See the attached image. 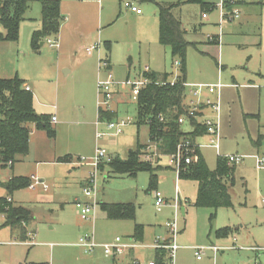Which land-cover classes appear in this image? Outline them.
Masks as SVG:
<instances>
[{
	"label": "rangeland",
	"instance_id": "1",
	"mask_svg": "<svg viewBox=\"0 0 264 264\" xmlns=\"http://www.w3.org/2000/svg\"><path fill=\"white\" fill-rule=\"evenodd\" d=\"M125 1L135 4L142 13L131 12L124 6ZM182 1L171 11L179 18L189 42L184 62L186 82L231 83L230 74H233L238 84L222 86L219 91V155L206 145L201 147L200 154L210 169H214L218 156L236 154L242 159L234 167V184L229 187L230 207L195 206L196 182L178 180L180 194L187 202L184 216L180 210L177 215L181 232L175 237L178 245L175 264H264V169H257L253 158L264 157V76H260L261 70L264 71V28L260 43L264 0H244L242 4L240 0L226 2L225 11L236 9L239 17H226L220 24L217 6L220 0H202L213 6L207 9L197 2ZM176 2L60 0L59 31L56 36H48L57 38L60 47L51 49L46 43L40 45L43 42L40 40L33 49L31 35L41 26V4L39 0H30L19 24L17 39L0 41V76H17L29 83L35 112L58 118L51 124L55 131L51 139L43 129L29 125L33 131L29 135L33 139L32 151L48 149L51 143L57 160L43 162L37 168L39 176L36 177L42 182L12 193L14 199L30 210L32 219L26 229L34 232L20 240L21 231L5 226V219L0 217V264H97L86 258L91 253L85 254L74 244L78 238L92 233L96 243H109L117 235L132 237L134 222L142 224L144 231L143 237L135 240L143 245L136 248V260L148 264L153 259L149 245L161 232H167L163 223L167 217L172 218L173 208L169 204L175 199L176 172L163 166L168 159L161 156L157 181L151 188L148 171L131 176L116 174L102 163L98 168L93 167L96 147L122 160L127 158L129 150H136L143 142L155 141L148 136V125L138 122L130 89L116 87L109 109L116 112L115 119L129 118L131 124L119 134L107 133L96 138L97 52L101 58L108 59L114 81L136 78L145 65L156 73H168L167 79L172 81L180 74V58L172 56L158 41L157 3ZM202 12L208 15L206 19L201 17ZM209 37L216 38L218 44L209 41ZM96 42H99L98 49L88 55L85 47ZM217 61L223 64L222 74L217 69ZM99 74L103 78L104 69ZM246 83L250 85H242ZM204 93L211 100L216 98L215 93ZM99 128L104 131L105 124L101 122ZM190 128L188 122L181 124L184 131ZM258 136L259 144L256 143ZM204 142L205 139L201 141ZM140 160L143 161L142 152ZM159 160L153 163L158 164ZM34 166L25 156L14 163L13 170L0 165V196L6 193L1 184L12 172L29 175L35 172ZM91 178L97 191L93 222L81 220L74 205L76 199H86L82 187ZM154 191L160 192L167 202L161 211L154 206ZM99 202H130L135 206V217L108 219ZM224 227H229L231 232L223 237L217 235ZM211 244L220 247L215 263L210 251L196 260L192 248ZM165 264H168L167 258Z\"/></svg>",
	"mask_w": 264,
	"mask_h": 264
},
{
	"label": "trees",
	"instance_id": "2",
	"mask_svg": "<svg viewBox=\"0 0 264 264\" xmlns=\"http://www.w3.org/2000/svg\"><path fill=\"white\" fill-rule=\"evenodd\" d=\"M30 0H0V41H15L18 37L19 24L23 19L22 15L28 8ZM41 4V26L34 30L31 35V45L37 48L40 40L48 36H56L60 25V0H39ZM176 3H157L158 19V41L161 45L168 47L172 56L180 58V74L177 75L173 85L156 84L157 81H168V73L148 72L145 74L152 83L146 84L135 97L138 122L148 125L150 138L156 139L158 149L162 154H170L175 150L177 143L183 138L195 141L198 136L204 135L205 127L198 121L191 119L193 127L191 131H183L177 119L188 110L185 103L186 88L182 85L185 82V53L189 42L185 39V29L182 27L171 9L178 6L181 0ZM185 2H197L201 6H210L202 0H183ZM213 6L209 7L212 8ZM108 60V59H107ZM179 62V61H178ZM179 65V64H178ZM24 81L17 76L3 78L0 76V165L11 166L22 156L28 153L30 124L36 128L43 129L47 136L53 138L54 128L51 126L50 118L38 114L33 108L32 91L26 90ZM162 116V120L158 115ZM116 112L109 109H98V118L102 120H113ZM144 145H138L136 150H131L126 159L111 158L103 162L111 167V170L119 175H136L139 171H148L150 174V187L154 188L157 181L156 171L161 167L156 163L140 160L141 150ZM198 159L190 163L184 170L180 171L179 179H190L196 182V197L193 202L195 206L230 207L232 205L229 187L234 184L235 164H228L224 156H218L214 169H210L205 163L200 151ZM99 168H103L100 165ZM31 183L29 176L11 175L1 185L7 195L21 188L28 187ZM6 196H0V212L5 213L4 225L18 228L21 231V240L26 239L25 226L32 219L29 209L21 204H13L6 201ZM101 210L108 219H129L135 217V206L130 202L126 203H105L99 204ZM229 227L219 229L216 234L226 236L230 233ZM143 226L134 223L132 238L141 239ZM166 251L156 253L157 262H161L166 256Z\"/></svg>",
	"mask_w": 264,
	"mask_h": 264
},
{
	"label": "built area",
	"instance_id": "3",
	"mask_svg": "<svg viewBox=\"0 0 264 264\" xmlns=\"http://www.w3.org/2000/svg\"><path fill=\"white\" fill-rule=\"evenodd\" d=\"M232 4L234 0H220L217 4L219 8V24L224 18L234 19L239 17V11L229 10L225 11L224 4ZM124 6L128 8L130 11L135 13H140V9L136 7L131 2L125 1ZM207 16L206 12L202 13V17L205 18ZM209 41H214V37H209ZM50 48L57 49L58 42L53 38H45L43 41ZM98 48V42L86 48L88 52L95 50ZM178 64L177 62L175 63ZM106 62L103 61L99 67L102 69L105 68ZM107 70V69H106ZM143 76L136 80L125 79L122 81H114L112 74L109 71H106V76L103 78H98L96 83L97 88V108L98 109H109V102L113 96V87L125 89L129 88L131 95L134 97L137 96L139 90L145 86L146 84L152 83L148 77L145 76L146 73L149 72L148 67H144ZM176 81V77L172 81H157L154 82L156 84L164 85L169 83L173 85ZM182 85L187 89L186 97H189V100L186 101L188 105V110L185 114H182L178 117L177 121L180 124L184 122L190 123L191 119L198 120L201 118V124L205 127L204 135L206 137V142L204 144L197 143L196 141H191L189 138L181 139L177 145L175 146V150L167 154L166 157L168 159V164L172 167V169L176 172V177L180 174L181 170H184L187 165L192 162L197 161L198 159V151L200 147L203 145L209 146L215 149L218 152L219 149V141H220V124H219V90L223 86L221 82H216L213 84H205V83H186L182 82ZM26 90H30L27 85H23ZM206 91L209 94L215 93L216 98L211 100L210 98H203V92ZM208 108L210 114L203 115L201 114L202 107ZM159 119L162 120V116L159 114ZM55 121V117L51 118V122ZM103 122L105 124L106 129L104 131L97 128L96 130V138H100L107 133L119 134L122 132L123 127L131 123L129 118L126 119H113V120H102L97 117L95 122L96 126ZM153 142H147L142 148V158L144 162L153 163L157 159L162 156V153L158 149V142L156 139ZM227 160L228 164H236L238 163L242 157L236 154H228L224 156ZM255 159V166L257 169H264V157H259L257 155L253 156ZM111 157H109L105 151V149L96 147L94 152V157L92 159V165L94 168H98L99 164L110 161ZM7 167L11 166V161H7ZM31 183L28 187L32 188L35 184L42 182L36 176H31ZM45 188V186H44ZM82 193L86 197L85 200L76 199L74 205L76 207L77 214L79 218L83 221L93 220L95 207H96V188H94L93 178L90 179L86 183L85 186L82 187ZM6 201H12L10 196L5 197ZM167 204L164 200L160 192L154 191V205L157 210H160L162 206ZM180 199L177 195L174 199L173 204H169L173 208L172 218H169L164 226L167 230V239L164 242H160V237L155 240L153 247L156 249H164L167 251V260L168 264H175V252L178 248V245L175 242V237L178 233V224H177V215L179 210ZM0 217L5 219V213L0 212ZM14 242V241H13ZM76 245L79 246L85 254H90L95 248L99 247L102 249L103 254L109 257L120 256L125 253L128 249H135L139 247L134 238L130 237L128 239H123L120 236H115L113 240L109 243H96L93 239L92 234H84L81 235ZM206 249L212 250L214 253L218 251V247L214 245H209L207 247L194 248V253L199 259ZM257 249V248H255ZM134 264H140L136 259L132 261ZM148 264H154L153 261L148 262Z\"/></svg>",
	"mask_w": 264,
	"mask_h": 264
},
{
	"label": "crops",
	"instance_id": "4",
	"mask_svg": "<svg viewBox=\"0 0 264 264\" xmlns=\"http://www.w3.org/2000/svg\"><path fill=\"white\" fill-rule=\"evenodd\" d=\"M246 1H244V0H240V3L242 4V3H245ZM135 5V4H134ZM262 11H264V8L262 7ZM131 12H133V11H131ZM135 13V12H134ZM142 13V11L140 10V13H136V14H138V15H140ZM203 13V12H202ZM202 13H201V17H202ZM240 16H242V14L240 15ZM208 17V15L205 17V18H203V19H206ZM263 25H264V23L262 22L261 23V32H260V37H261V35H263ZM158 35V34H157ZM57 42H58V47H60V44H59V41H58V39L57 38H54ZM218 42L219 41H217V39L215 38V40H214V43H217L218 44ZM262 42H263V39H262V37H261V40H260V43H261V45H262ZM44 43V42H43ZM97 43V42H96ZM93 45V44H92ZM260 45V44H259ZM89 46H91V45H89ZM89 46H86L85 47V50H86V48L87 47H89ZM98 46H99V42H98ZM49 47V46H48ZM168 48V47H167ZM52 49V48H51ZM58 49V48H57ZM98 49V48H97ZM97 49H95V50H92V51H90V52H88L87 50H86V53L88 54V55H92L93 54V52H95ZM169 49V48H168ZM170 50V49H169ZM56 53V52H55ZM57 54V53H56ZM220 56H221V53H220ZM103 61H105L106 62V66H105V68H103L104 69V71H105V74H104V77L106 76V71H109L110 73H111V69H110V66H109V62H108V60H107V58H106V56H105V58H101L100 57V55H99V51L97 52V69H98V77H97V80H98V78L100 77L99 75V72H100V69H102L101 67H99V65L103 62ZM177 62V60H175L174 61V63H176ZM178 63V62H177ZM179 64V63H178ZM177 64V65H178ZM216 65H217V69L219 70V74H220V72H221V74H222V67H223V64H221L219 61H217V63H216ZM144 67H148V69H149V72H154V71H152L150 68H149V66L148 65H145ZM107 69V70H106ZM260 72V71H259ZM154 73H156V72H154ZM162 73H165V72H162ZM162 73H158V74H162ZM143 76V71L141 70L140 72H139V74H138V76L136 77V78H132V79H130V78H125V79H130V80H136V79H139L140 77H142ZM230 76H231V83H222L223 84V86H226V85H229V87L231 86V87H236V85H238L236 82H235V77H234V75L233 74H230ZM260 76H264V71L263 70H261V74H260ZM177 77V76H176ZM101 78V77H100ZM124 79V80H125ZM219 81V80H218ZM217 81V82H218ZM185 82H186V80H185ZM220 82V81H219ZM186 83H205V84H213V83H216V82H186ZM23 85H27L28 87H29V89H30V91H32V87L29 85V83H27V82H24V84ZM243 86H246V85H250V84H242ZM116 86H114L112 89H113V96H114V94L117 92V90L115 91L114 90V88H115ZM117 88V87H116ZM187 90V89H186ZM220 91V90H219ZM112 96V97H113ZM203 98H210L206 93H204L203 94ZM212 99V98H211ZM219 100H220V97H219ZM185 103H186V101H185ZM110 110V109H109ZM210 110L208 109V108H206L205 106L204 107H202V110H201V114H202V116L204 115H208V114H210V112H209ZM256 116H257V114H255ZM52 117H55V121L54 122H51V118ZM97 117H98V108H97ZM201 118H198V123H201ZM58 121V118L55 116V115H51L50 116V123L51 124H55L56 122ZM131 124V123H130ZM34 125V124H33ZM190 126H191V124H190ZM97 128L98 129H100L99 128V126H96V130H97ZM192 126H191V128L189 129V130H187V131H191L192 130ZM101 130V129H100ZM184 131V130H183ZM32 130L30 131V136L32 135ZM48 139H51L50 137H48L47 135H45ZM148 136H149V133H148ZM221 137V136H220ZM204 139H205V142H206V137H205V135H201V136H198L197 138H196V142L197 143H201V141L203 142L204 141ZM260 137L258 136L257 137V139H256V143L257 144H259V142H260ZM204 142V143H205ZM147 142H143L142 144H146ZM204 143H202V144H204ZM32 144H33V139H31V138H29V149H28V153L25 155V158H27L28 160H29V162H33L34 164H35V172H32V173H30L29 175H23V174H14L13 172H12V174L11 175H15V176H29V177H31V176H36V175H38V173H37V170L39 169V167L41 166V163H43V162H47V163H51V162H54V161H56L57 160V158H56V154H55V150L53 149V145H51V143H50V145H49V147H48V149H43V150H36V151H32ZM200 149H201V147H200ZM200 149H199V151H200ZM219 149H220V141H219ZM218 149V152L216 151V153H217V155H219L218 153H219V150ZM215 150V149H214ZM129 151H131V150H129ZM109 157H111L110 156V154H107ZM163 155L164 156H166V154H162V157H163ZM161 157V158H162ZM112 158V157H111ZM161 158H159V159H157V160H159L158 161V165L161 163L162 164V162H161ZM167 158V157H166ZM24 159V158H23ZM157 160H156V162H157ZM14 165V164H13ZM13 165H12V167H10V169L11 170H13ZM163 166H166V167H170V168H172L168 163L166 164L165 162L163 163ZM38 168V169H37ZM39 176V175H38ZM38 179H40V178H38ZM41 181H42V179H40ZM178 180H180V179H176V182H175V190L177 191V195H178V197H179V199H180V204H179V210H180V213H181V215L182 216H184V214L186 213V208L184 207V205H185V203L187 202V198L186 197H182L181 196V194H180V191H179V189H178ZM3 196H8L7 195V193H5V195H3ZM10 197H11V200H12V203L13 204H20V202L18 201V199H14L13 198V196L12 195H9ZM175 196H176V192H175ZM96 197H97V191H96ZM153 198H154V193H153ZM95 200H96V198H95ZM165 200V199H164ZM100 203H102V202H99V204ZM109 203H122V202H109ZM123 203H126V202H123ZM153 203H154V201H153ZM155 206V205H154ZM162 209V208H161ZM179 210H178V212H179ZM161 211V210H160ZM135 212H136V209H135ZM94 219H95V212H94V217H93V220H87V221H91V222H93L94 221ZM167 220L169 219L168 217L166 218ZM167 220H165V222L167 221ZM134 223H136V222H134ZM139 224V223H138ZM178 224V223H177ZM142 225V224H141ZM163 226H164V223H163ZM27 227V225L25 226V228ZM164 228H165V226H164ZM167 231V230H166ZM181 232V228L179 229V226H178V232ZM26 232H27V235H29V234H31V233H33L34 231H31V230H27L26 229ZM144 232V231H143ZM133 233V232H132ZM85 234H92V233H85ZM131 235V234H130ZM142 235H143V233H142ZM117 236H120V235H117ZM157 236H159L160 237V242H164V240H166L167 239V232L166 233H164V231L163 232H161V234L160 235H157ZM120 237H122L123 239H128V238H130V237H128V238H125V237H123V236H120ZM127 237V236H126ZM143 237V236H142ZM159 237H157L155 240H157ZM21 240V239H20ZM155 240L153 241V243L152 244H150L149 245V247L150 248H148V249H153L152 251H153V259H149L148 260V262H150V261H153L154 262V264H165V262H166V257L161 261V262H157V260H156V253H158V252H160L161 250H164V249H156V248H154L153 247V244L155 243ZM13 242V241H12ZM148 243H151V241H148ZM74 244H76V242L74 243ZM211 245H214V244H211ZM77 246V245H76ZM214 246H216V245H214ZM79 247V246H78ZM139 247H143V245L142 244H140V246ZM218 248H220L219 246H217ZM80 248V247H79ZM137 248V247H136ZM136 248L135 249H128L127 251H125V253L124 254H122V255H120V256H116V257H109V256H105L104 254H103V251L101 250V248H99V247H97V248H95L92 252H91V254L90 255H88V257H86V258H90V259H92V262H95V263H97V264H133L132 263V261L134 260V259H136L135 257H137L138 256V251H136ZM178 249V248H177ZM192 252H193V255L195 256V259L196 260H201L202 258H203V256L205 257L207 254H206V252L207 251H210L211 252V254H210V257L211 258H213V263H215V256H216V254H217V252L219 251V249H218V251H216L215 253L212 251V250H210V249H206L205 251H204V253H203V255L199 258V259H197V257H196V255H195V253H194V248H192ZM166 251V250H165ZM165 256H167V251H166V255ZM147 262V263H148Z\"/></svg>",
	"mask_w": 264,
	"mask_h": 264
},
{
	"label": "water",
	"instance_id": "5",
	"mask_svg": "<svg viewBox=\"0 0 264 264\" xmlns=\"http://www.w3.org/2000/svg\"><path fill=\"white\" fill-rule=\"evenodd\" d=\"M42 44H43V42L40 43V45H42ZM55 55H56V53L54 52V56H55Z\"/></svg>",
	"mask_w": 264,
	"mask_h": 264
}]
</instances>
